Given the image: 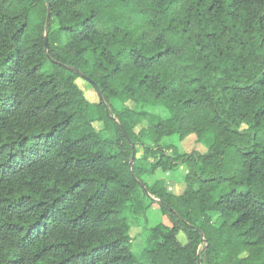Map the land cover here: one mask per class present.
Returning a JSON list of instances; mask_svg holds the SVG:
<instances>
[{
	"label": "trees",
	"instance_id": "16d2710c",
	"mask_svg": "<svg viewBox=\"0 0 264 264\" xmlns=\"http://www.w3.org/2000/svg\"><path fill=\"white\" fill-rule=\"evenodd\" d=\"M140 192L172 223L144 258ZM143 262L264 264V0H0V264Z\"/></svg>",
	"mask_w": 264,
	"mask_h": 264
},
{
	"label": "rangeland",
	"instance_id": "374dc122",
	"mask_svg": "<svg viewBox=\"0 0 264 264\" xmlns=\"http://www.w3.org/2000/svg\"><path fill=\"white\" fill-rule=\"evenodd\" d=\"M90 58H93L92 54H89ZM79 87L83 90L85 97L92 104L96 105L100 102V97L97 90L93 85L84 77H79L76 80ZM131 108L140 109L141 104H135L132 101L127 103ZM91 113L93 116H99L98 111L95 107L91 108ZM95 126L98 130L103 128L102 122L96 121ZM143 127V125H141ZM145 141L146 140L145 137ZM213 142V134L207 133L203 138H198L195 134L190 135L184 141H181L180 138L176 135L165 137L161 145L164 151L176 157L177 154H183L185 152L199 151L205 153L208 151L210 145ZM151 144V143H150ZM151 146H154L151 144ZM143 154L142 149L138 153V156L141 157ZM187 166L185 163L180 162L173 170H157L156 174L148 181V184L152 185L156 180L165 179L168 182L169 190L174 194H182L187 188V183L185 177L187 174ZM134 204V213L130 217V222L136 224L132 229L133 235V247L135 252L141 257L144 258V247L145 241L152 232L154 226H161L165 231H167L172 223L169 220L167 215L162 213L161 206L158 202H152L149 196H145L140 192L138 200L133 202ZM212 221L217 220L219 217L218 212H211ZM180 239L184 241L185 237L180 236ZM150 264V263H142Z\"/></svg>",
	"mask_w": 264,
	"mask_h": 264
},
{
	"label": "water",
	"instance_id": "95a60500",
	"mask_svg": "<svg viewBox=\"0 0 264 264\" xmlns=\"http://www.w3.org/2000/svg\"><path fill=\"white\" fill-rule=\"evenodd\" d=\"M47 6H48V12L50 13V9H49V3L47 2ZM49 15H48V19H47V21H49ZM46 44L48 45V38L46 37ZM89 80V79H88ZM94 85L98 88V90H99V87H98V85L96 84V83H94Z\"/></svg>",
	"mask_w": 264,
	"mask_h": 264
}]
</instances>
